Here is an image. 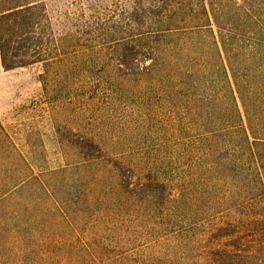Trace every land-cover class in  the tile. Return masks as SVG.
<instances>
[{"label": "trees", "instance_id": "16d2710c", "mask_svg": "<svg viewBox=\"0 0 264 264\" xmlns=\"http://www.w3.org/2000/svg\"><path fill=\"white\" fill-rule=\"evenodd\" d=\"M64 16L57 34L43 0H0L3 69L40 65L49 104L112 107L132 131L58 127L50 169L0 122V264H264V0H72ZM94 167L113 196L90 199ZM93 217L95 247L75 232Z\"/></svg>", "mask_w": 264, "mask_h": 264}, {"label": "rangeland", "instance_id": "374dc122", "mask_svg": "<svg viewBox=\"0 0 264 264\" xmlns=\"http://www.w3.org/2000/svg\"><path fill=\"white\" fill-rule=\"evenodd\" d=\"M71 1L43 0L47 7L52 28L57 34L62 33L65 29L64 14L68 10ZM41 71L40 65L5 71L0 61V122L5 127L16 130L20 139L19 148L22 149L21 151L25 155L29 151H35L42 158L45 157L47 159L48 168L55 169L59 167V160H61V153L55 142L56 128L58 127L61 128V133H64L65 137L68 138L71 137L69 130H72L75 134H86L87 136H89L88 133L96 131L101 134V137L107 143H109L110 139H113L112 135L117 136L120 133L132 131L133 125L128 128L131 121L130 118L123 117L120 121H117L111 117L113 113L112 107L107 110H105L106 107H91L88 108L87 112L85 109L88 116L77 118L73 116L74 108L70 106H52L43 95L42 85L39 82ZM96 114H105L107 116L93 118ZM125 128L126 131L123 132L122 129ZM26 139H29V143ZM66 151L72 153V149L68 146ZM115 153L119 154V151ZM94 168L92 169L93 174H106L107 176V183L104 186L100 183L95 185L94 188H88L90 199L95 201V199H104V194L111 196L110 188L117 180L114 174L106 172L105 167ZM98 220L100 218H83V222L87 225L75 224V232L78 238L89 242L91 247H95V243H98L101 237L105 235L99 232L100 223H98ZM144 237V234H139L136 239L132 240V243L136 242L138 244L139 242L137 241L144 239ZM56 262H61V260H56ZM98 264H103V259H100Z\"/></svg>", "mask_w": 264, "mask_h": 264}]
</instances>
